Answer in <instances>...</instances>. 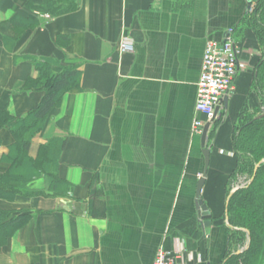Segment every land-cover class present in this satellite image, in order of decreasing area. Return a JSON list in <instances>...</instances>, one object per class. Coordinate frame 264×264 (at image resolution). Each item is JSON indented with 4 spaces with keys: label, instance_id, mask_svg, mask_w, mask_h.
Returning <instances> with one entry per match:
<instances>
[{
    "label": "crops",
    "instance_id": "crops-1",
    "mask_svg": "<svg viewBox=\"0 0 264 264\" xmlns=\"http://www.w3.org/2000/svg\"><path fill=\"white\" fill-rule=\"evenodd\" d=\"M259 1L0 0V111L19 119L40 103L43 92L24 87L37 63L80 74L28 151L39 160L54 140L46 165L72 189L0 199L1 210L31 216L0 248V264H152L159 250L176 264H222L228 232L217 221L227 189L244 182L231 180L233 134L264 114V39L252 20ZM226 34L239 69L207 135L205 236L195 209L204 159L192 123L205 44ZM8 126L0 129V174L15 144ZM29 188L45 192L44 177Z\"/></svg>",
    "mask_w": 264,
    "mask_h": 264
},
{
    "label": "trees",
    "instance_id": "trees-1",
    "mask_svg": "<svg viewBox=\"0 0 264 264\" xmlns=\"http://www.w3.org/2000/svg\"><path fill=\"white\" fill-rule=\"evenodd\" d=\"M252 20L259 36L264 39V0L256 4ZM35 68L38 73L36 80L26 81L24 87L42 91L40 103L19 119L11 117L6 110L0 111V129L9 125L8 129L15 141L8 154L2 157L9 164L7 172L0 174V199L5 201H14L16 197L47 195L57 198L65 196L72 189L69 184L58 179L55 172L50 173L46 165L51 158L50 147L54 140L41 148L39 160L29 158L28 151L31 140L42 130L49 114L59 108L63 95L78 88L80 74L75 67L63 68L55 74L49 62L37 63ZM257 74L258 83L264 91V57ZM233 145L237 167L231 180L236 182L237 177L247 181L253 179L230 196L222 218L217 221V225L226 228L228 232V249L222 264H264V163L254 172L255 166L264 159V114L259 119L249 118L239 124L233 134ZM41 176L46 182V191H32L29 185ZM230 191L227 189L226 197ZM225 210L230 228L239 230H232L225 225ZM30 219V215L22 212L12 216L11 212L0 209V248ZM240 230L248 232L250 241L248 247L236 255L234 247H242L246 239V233Z\"/></svg>",
    "mask_w": 264,
    "mask_h": 264
},
{
    "label": "built area",
    "instance_id": "built-area-1",
    "mask_svg": "<svg viewBox=\"0 0 264 264\" xmlns=\"http://www.w3.org/2000/svg\"><path fill=\"white\" fill-rule=\"evenodd\" d=\"M43 18L49 17L45 15ZM120 49L123 52L131 51L127 44H122ZM238 55L239 51L228 34L221 41L206 42L196 85L193 134L201 135L204 126L214 121L215 109L220 108V101L232 91L239 69ZM152 264H176V258L171 253L159 250Z\"/></svg>",
    "mask_w": 264,
    "mask_h": 264
},
{
    "label": "water",
    "instance_id": "water-1",
    "mask_svg": "<svg viewBox=\"0 0 264 264\" xmlns=\"http://www.w3.org/2000/svg\"><path fill=\"white\" fill-rule=\"evenodd\" d=\"M226 103H227V97H224L220 101V105L226 106ZM218 111H219V107H217L215 109V117L217 116ZM261 117L262 116H259L256 119H259ZM210 127H211V123L206 124L204 126V128H203V131H202V134H201V137H200L201 148H202V152L201 153H202V156H203V159H204V169H203L202 176H201V178L198 181V185H197V188H196V194H195V209H196V213H197V219H198V223L200 224V226H201V228H202L205 236H208L209 233H210L211 216H210V213L207 210L206 206L203 204V202L201 200V197H200V194H201V189L203 187V184H204V181H205V178H206L207 168H208V164H209V150L205 147V145H206L207 135H208V132H209ZM262 163H264V159L255 166L254 172L257 170V168ZM252 179L253 178H251L246 184H244L242 186H236V187H234L230 191L229 196L227 197V200H226V203H225V207H227V204H228V201H229L230 196L235 191H237L238 189L243 188L246 185H248L249 183H251ZM224 223H225V225L227 227L230 228V226L228 225V221H227L226 210H225V214H224ZM230 229L235 230V231L239 230V229H234V228H230ZM240 231H244L246 233V244H245V247L244 248H242L241 250H238L237 252H235L236 255L241 254L248 247L249 241H250L249 236H248V232L245 231V230H240Z\"/></svg>",
    "mask_w": 264,
    "mask_h": 264
},
{
    "label": "rangeland",
    "instance_id": "rangeland-1",
    "mask_svg": "<svg viewBox=\"0 0 264 264\" xmlns=\"http://www.w3.org/2000/svg\"><path fill=\"white\" fill-rule=\"evenodd\" d=\"M245 244H246V239H245V241L243 242V246H242V247L239 248V246H237V247H234V249H236V250L238 251V250L242 249V248L244 247Z\"/></svg>",
    "mask_w": 264,
    "mask_h": 264
}]
</instances>
